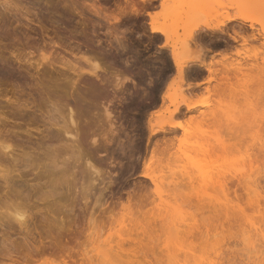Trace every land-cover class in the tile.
Here are the masks:
<instances>
[{"label": "rangeland", "instance_id": "obj_1", "mask_svg": "<svg viewBox=\"0 0 264 264\" xmlns=\"http://www.w3.org/2000/svg\"><path fill=\"white\" fill-rule=\"evenodd\" d=\"M6 1L12 3V8L6 9L0 5V112L8 117L7 126L3 128L2 133L18 144L19 151H27L32 161L41 168H38L39 172L36 167L34 170L30 167L22 168V178L16 175V186L23 196H32L31 202L29 198L25 199L28 203L21 202L22 205L18 209L27 216L34 217L31 227L36 225L38 228H33L36 240L16 224L13 229L0 227V230L3 229L0 231V238L4 240L5 248L12 247L13 255L16 256L19 252V257H22L32 245H38L40 235L38 236L37 231H44L45 237L47 222L41 218L51 202L60 206L51 225L54 235L61 231L65 235L64 250L35 254L32 260L19 258V262L15 264H92L93 261L94 264H106L100 260L99 255L96 256L98 251L93 255L96 252L94 247H100L101 239L104 240L105 237L108 241L110 237L113 240L116 238L117 241L116 232L120 233L121 238L126 228L131 232L132 239L128 240L124 248L133 264H163V261L167 264L168 261L164 260L167 256H161L159 251L141 248L142 244L147 243L149 234L155 232L152 235L166 238L167 225L161 224L158 228L161 223L159 212L163 210L164 213L165 208H169L173 203L169 190L175 187L174 181L179 178L180 169L182 170L180 162L170 158L165 150L166 144H162L161 139L165 140L167 137V141H170L174 148L192 147L196 139L192 130H195L196 123L201 119V111H211L215 107L216 100L220 98L216 95L218 89L224 90L226 94L222 96V109L232 103L229 96L232 87L237 84L233 80L237 76H234V70H225L231 69L230 66L236 64L237 60H250L252 54L262 48L264 0H166L164 5L162 0H133L134 2L128 3L126 0ZM14 6L18 8L15 9ZM97 8L99 15L94 11ZM148 11L158 12L157 24L164 29L163 33L151 31ZM228 15L235 16L236 20L227 22V25L222 27L223 31L207 27L220 23ZM239 16L254 19V27H250V20L243 23ZM116 18L119 20H115ZM241 25H244L247 34H256L257 38L233 39V32ZM174 48L183 60L191 57H197L198 60L187 62L184 70L177 71L172 58ZM45 53L47 59L40 60L41 65L38 67V58L41 57L40 54ZM29 58H34V65L31 66ZM70 66L75 67L76 71L70 70ZM105 66L109 69L117 67L129 78L125 80L124 90L117 91L115 98L111 86L113 80L108 82L102 79L105 75L101 68ZM205 66L213 67V72L209 74ZM215 73L217 76L213 77ZM95 74H101L102 77L98 75L97 78ZM225 74H228L226 77L234 78H221ZM255 76L256 74L245 69L237 78L244 82ZM230 82L234 84L231 85ZM14 90L23 102L35 100L33 108L27 109L25 113L23 110L21 115L12 113L11 107H8L11 106L10 99L16 97ZM43 99L45 103L42 102ZM49 101H52V104ZM200 102L204 105L199 104ZM176 105H180V112L172 118L171 112ZM106 106L113 112L114 127L118 130L111 142L105 141L103 136L110 127L105 113ZM70 107L78 122L77 131H73L78 133V141L73 142L70 137L68 140L67 136L63 135L60 143L57 140V143L55 140V143H52L50 137L53 131L48 129V119L51 115V119L60 123L52 129L58 130L56 128L63 125L72 129L69 120ZM171 119L181 122L184 127L171 128L167 125ZM149 120L157 126L164 125V130L152 136L151 140ZM94 136L99 143L95 144V147L91 142ZM157 142L159 144H156ZM65 143L77 144L80 147L76 145L69 149ZM155 147L156 151L152 155V149ZM68 157L75 160L70 159L71 161L63 164ZM87 158L93 167L90 168ZM72 161L78 162V165ZM54 162L60 164V168L69 166L72 169L73 165L78 168L79 173L74 169L77 177L74 179V184H77L74 187L77 186V189L67 191L65 187H60L52 191L47 185L49 176L45 169ZM146 170L159 178L160 195L165 202L160 210H152L151 205L146 206V203L142 202L144 196L140 197V185L145 184L152 191L156 188L150 179L141 177ZM60 172L62 174V171ZM36 173L42 176V186L41 190L34 191L31 190V184L38 182ZM96 178L97 181L94 182ZM0 187L1 193L7 190L3 184ZM51 194L56 198V202L51 201V198L47 199ZM154 195L158 198L157 194ZM38 196H41L42 200H38ZM20 201H23V198L18 200ZM32 203L38 205L43 214L37 211L39 207ZM15 206L16 201L11 208L14 209ZM249 213L253 214L252 211ZM156 217L158 223L154 219ZM199 217L201 216L189 217L190 220L186 223L190 229L194 224L202 228L203 220L199 221ZM70 226L77 232L68 236L65 230ZM154 227L156 230H153ZM192 228L195 229L194 226ZM6 230L12 232L9 231L8 234ZM112 239L111 243L115 241ZM237 243L239 245L232 241L230 245H233V248L227 245L228 250L237 248L240 252V247L243 248L244 244ZM101 246L103 250L99 248V252L108 250L107 246ZM225 250L228 251L226 247ZM226 251L222 255H228L229 252ZM4 253L6 250L1 258L5 264L10 263L8 255ZM231 254L230 257H233ZM235 255L240 260L239 254ZM85 257L89 258L88 261ZM161 257L163 261L160 262ZM230 257L222 256L228 260ZM237 261H228L226 264H236Z\"/></svg>", "mask_w": 264, "mask_h": 264}, {"label": "bare ground", "instance_id": "obj_2", "mask_svg": "<svg viewBox=\"0 0 264 264\" xmlns=\"http://www.w3.org/2000/svg\"><path fill=\"white\" fill-rule=\"evenodd\" d=\"M129 1H133V0H126L127 3ZM165 1L166 0H162L163 5L165 4ZM11 4L12 3H10V1L0 0V5L2 7L4 6L6 9L12 8ZM14 8L16 9L18 7L14 6ZM94 11L99 15L100 12L98 8L97 10ZM124 11L127 12L128 9ZM147 15L151 18L150 20L151 31L163 33L164 29L157 24L158 18L156 19V17L158 16V12L148 11ZM239 17L242 19L243 23L244 21L250 20L251 22L250 27L252 28L254 27V21H255L254 19L252 18L250 19L249 16H239ZM115 20H119V18H116ZM234 20H236L235 16L228 15L226 19L220 21V23H217L215 25H207V27H209L210 29H221V31H223L224 29L222 27L226 26L227 22H232ZM243 26L244 25H241L240 27L237 28V30L233 32L234 33L232 36L233 39H238V37H241L247 40L249 39L255 40L257 38L256 34L253 33L247 34L246 29H244ZM40 55L41 57L38 58V61L36 60L38 62L37 63L38 67L39 65H41L40 64L41 62H39L40 60L46 61L47 59L46 53L45 55L44 54H40ZM30 58L28 59V61L32 66V64L34 65V62H32L34 58L32 59ZM172 58L174 64L177 67V71L184 70L183 68L187 62L198 60L197 57H191V59L183 60V58L180 57V54L176 51L175 48L172 50ZM250 58H251L250 60L249 59H244L239 61L237 60L236 64L234 65L231 64L232 65L230 66V68L232 67L231 69L225 70L224 68H222V70H225L226 72L229 70L232 71L234 70L235 74L234 72L231 73L237 77H239V75L243 73L245 69L250 70V72L256 74V76L244 82H240L241 79L237 77L233 79L234 76H231L233 78L226 77L228 76L229 73L225 74L224 77H221L224 79L226 78L233 79L234 81L237 82V84H235L234 86L236 88L234 87H232L233 89L231 88L232 89L231 96H229L232 99V103L227 105L226 109H222L221 104L224 101V98H222V96L224 97L226 94L224 90L218 89L216 95L217 97L219 96L220 98L218 99L216 98L217 100L215 102V107L211 111H207V112L205 110H202L200 114L201 119L198 122V124L196 123L195 130H192V133L195 135L196 138L192 147L186 149H182L181 147L174 148L172 143H170V141H167L168 140L167 137H166L167 139L165 138V140L161 139L163 140V142L161 141L162 144H166L165 150L170 155V158L180 162V166L182 170L180 169V173H179L180 176H178L179 178L176 176V178L178 179L174 181L175 187L173 189L169 188L170 189L169 197L172 198L171 202L173 203L169 205V208H165L166 210L164 209L165 210L164 213H162L163 210L159 212L160 213L159 218H161L159 220L161 223L158 224V228L159 225L160 226L167 225L165 227V229H168L166 230V234L168 233L166 235V238L163 239L162 237L164 236L161 237V235H152L155 233L154 232L148 235L149 237L147 243L142 244L141 248L151 250L153 252L159 251L161 253L160 254L161 256L163 257L164 255L165 257L167 256L165 259L163 258L165 261H168L166 262L167 264H219L221 262H222L221 264H224V262L228 259L222 258V256L228 258V256L230 257L231 253L233 257L231 256L232 258L231 257L229 258L228 261L229 262L232 261L230 263L233 262L235 263V261L238 260L237 262L239 264H259L260 262L261 264H264V42L260 51H257L255 54H252ZM73 66H70L69 68L70 70L75 72L76 68ZM205 67L207 68L209 74L213 72L212 71L213 67L211 66H205ZM226 67L227 66H225V68ZM101 71L105 75L102 79L104 80L106 79L107 81L111 79L113 80L114 83L112 82L113 84L111 86L113 88L114 91L113 95L115 98L117 91L124 90V83L126 78L129 80L128 75L127 77H125L123 71L117 67L109 69L108 66L107 67L105 66L101 68ZM214 71L216 72V70ZM225 71L223 72L226 73ZM231 73L229 74V76L231 75ZM95 75L98 78L101 74L100 75L95 74ZM121 75H124L125 78L120 77ZM214 75L217 76L216 73L213 74V77ZM210 78L212 79V76ZM232 83L230 82L231 85L234 84ZM109 84H111V82ZM15 95H16L15 99L13 100L10 99L11 106L9 107L7 106L8 108L11 107L12 113H14L15 115H19L20 113L23 112V110L25 113L27 109L33 108L32 104H35V100L32 102L30 101L27 102L25 100L23 102L19 96L17 97L16 92ZM43 101L44 103L46 102L45 99H43L42 102ZM199 104L204 105V103L201 102ZM179 112H180V105H176V107L171 112V117L172 118L175 117V115H178ZM69 113H70L69 120H70V124H72V129L71 128L68 129V127H65L64 125L63 127L60 126L59 128H56L58 130L52 129L53 126L58 127L59 122L57 123L56 121L51 119V115H50L48 119L49 121L48 123L50 126H48L49 127L48 129H51L53 131L50 137L51 141H53L52 143H55L56 140L58 142L59 140L62 141L63 135L67 136L68 140L70 137V140L72 139L74 140L73 142L77 143L78 133L77 132L74 133L73 131L78 127V122L74 117V111L71 107ZM105 113H106V118L108 119V122L110 124V127L107 131H105L103 136L105 137V141L111 142L114 139L113 137L118 132V130L114 127L115 123L113 122L114 121L113 112L110 110L109 106L105 107ZM155 115H157V113H155ZM152 120H149L150 140L152 136L164 130V125L157 126ZM7 121H8L7 115L0 112V185L1 184L5 185L7 189L3 191V193L0 192V210H2L0 211V227L3 228L7 227L8 229H13L16 227L15 226L16 224L19 226V229L25 230L30 237L32 236L33 239L36 240L34 236L35 232L33 231V228L35 230H37L38 228L36 225H34L33 228L31 227L32 222H34L33 220L34 217H32L31 215L27 216L24 212L18 209V207L22 205L21 202L23 204L28 203V201L25 199L29 198L31 202L32 196H30L29 194H25V196H23L24 194L22 193V191H20L19 187L16 186V181H17L16 175H19L22 178V175H20L22 168L26 169L30 167L32 170H34V168L36 167L38 170L39 167H37V165L39 166V164H36V162L32 161V157L27 151L25 150L19 151L18 144L17 143L15 144L10 139L11 137L7 138L3 135L2 133L4 130L3 128L7 126ZM45 121H47L46 118ZM167 125L171 126V128L184 127V125L181 122L174 121L173 119L168 121ZM37 130L38 128L36 129V131ZM30 134L32 135L31 132ZM51 141L49 140V142ZM91 142L92 145L94 144L93 147H95L97 144L99 145L96 136L92 137ZM156 144H159V142H157ZM69 145H71L72 147ZM76 145L77 144L68 143L66 144L67 146L66 148L72 149ZM78 149L79 148H77V150ZM95 150H99V149L95 148ZM155 151H156V147L152 149L151 154L154 155ZM70 159H74V158L70 157ZM70 159L68 157L67 161L64 160L63 164L65 162L68 163L69 161H71ZM86 160L90 168L93 167L91 161H88V158ZM75 163L77 164L78 162ZM59 165L60 164L54 162L52 163V165H50V167L45 169L46 171L44 170L46 173H48L49 176L48 179L49 183L47 185L51 187L52 191L60 187H65L67 191H69L72 188H76L77 186L74 187L76 184V183L74 184V182L76 181V180L74 181V179L76 177L75 171L76 169L78 171V168H75V165H73L72 169H70L71 167L69 166L65 168L66 167L65 165H64L65 167L60 168ZM60 171H62V174H60L61 173ZM40 174H42L41 171ZM141 177L150 179L153 185H155L156 187L155 188L156 190L155 189L153 190L155 192H153L152 190H150L149 187L141 183L142 185H140L138 188L140 191L139 192L140 197L142 198L144 196L142 202L144 204L146 203V206L151 205L152 210L153 209L160 210V207L165 202L164 199L162 198L163 196L160 195L161 186L158 176H156L153 172L146 170L141 174ZM37 178H38V182L31 184V190L34 191L41 190L42 176L37 174ZM93 181L94 182L97 181V178L94 179ZM74 194L76 195V193ZM154 194H157L158 198H156ZM20 198H23V201L18 202ZM49 198H51V201H55L56 199V198L54 199V196L52 194L47 199ZM14 200L16 201L17 207L15 206L13 209L11 208V206L14 205L15 202ZM38 200H42L41 196H38ZM32 204H34V206L36 207L38 206L35 203ZM55 205L56 203L50 202V207L48 208L45 214L42 213L43 210H41L40 207L38 206L39 210L37 209V211H41V213L43 214V215L41 214L43 218V219L41 218V220H45L47 222V223L44 222L47 225L45 228L46 234L45 237H43L44 231L43 232L37 231L39 233L38 236L40 235L39 240H37L39 241V244L34 246L32 245L29 249H27L26 252L23 253L22 257H19V252L18 254L15 252L16 256H14L13 250L11 251L12 247L7 246V248H5L4 240L3 239L1 240L0 238V264H5L3 259L1 258V256H3L4 250H6V253L4 254L8 255V259H10V263L7 264L17 263L19 262V258H26V260L27 259L32 260L35 258V254H43L46 251L60 252L64 250L65 246H64L63 238L65 239V235L63 234L62 231L58 232L57 235H54L53 227L51 225L52 222L55 220L54 219L55 212H57V210L58 211L60 210V206H55ZM63 207L65 208V206ZM249 210L252 211L253 213L252 215H250L251 213H249L250 212ZM161 214L163 216H161ZM193 215L194 217L195 215L201 216L199 217L198 220L201 222L203 220L202 228H204V230L199 226H195L194 223H193L194 225H191V229H190V227L186 222L189 219V217L190 216L192 217ZM157 217L154 219L156 220ZM156 222L158 223L157 220ZM193 226L195 227V229L192 228ZM199 228H201L200 230L202 231L198 230ZM192 229L194 232L192 231ZM153 230H156V228L154 227ZM9 231L12 232V230ZM9 231H7V233ZM13 231L15 232V230ZM127 231H129L127 228L126 231L124 230L123 232L121 231L123 233V236L120 235L122 236L121 238L119 237L120 233H117L118 231L116 232V234H118L117 235L118 242L115 240L116 238H114L115 240L114 241L110 237L111 235L109 236L110 237L109 241L106 237H105L106 240L101 239L102 244L100 242L101 240L99 239L100 241L99 240L98 241L100 242V244L107 246L108 250L107 251L104 250V252H99L100 249L103 250V248H101L103 246H101L97 241L98 243L97 242L96 243L99 244L100 247L97 248L94 247L93 250L96 252L93 255L95 256V254L98 251L99 254L97 253L96 256L99 255L100 260H102V262L106 264H133L132 259H130L128 255H126L124 248L128 240L130 241V239H132L131 232L130 231L127 232ZM76 232L77 230L71 228V226L65 230L66 235L71 233L76 234ZM126 232L128 233L127 234L128 236L126 235ZM45 239L47 241H45ZM111 239L116 244H114V242L111 243L112 242ZM232 241L236 242V244H238L237 242H239L240 244L242 242V244H244L243 248L240 247L241 248V250H239L240 252H238L237 248H234L236 250H231L233 248V245L232 246L230 245ZM31 244L33 243L31 242ZM227 245H230L229 247L232 248L228 250L229 247L227 248ZM225 247L228 250L225 251L227 253L229 252L228 255H222V253L225 254L224 251ZM87 252L89 253V251ZM235 254H239V256L241 257L240 260ZM180 255H182L183 258ZM234 256H235V261H234ZM90 257L92 256L90 255ZM236 257L238 259H236ZM88 259L86 258L87 261ZM222 259H224V261ZM220 260L222 261L219 262ZM161 261H163L162 257L160 262ZM89 262L91 263V259L89 260ZM162 263L164 264V261ZM92 264H94V261L92 262Z\"/></svg>", "mask_w": 264, "mask_h": 264}]
</instances>
